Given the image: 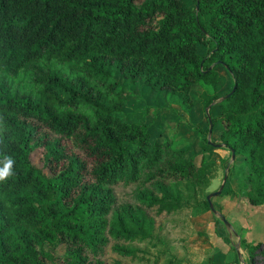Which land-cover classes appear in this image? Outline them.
I'll use <instances>...</instances> for the list:
<instances>
[{
    "label": "trees",
    "instance_id": "1",
    "mask_svg": "<svg viewBox=\"0 0 264 264\" xmlns=\"http://www.w3.org/2000/svg\"><path fill=\"white\" fill-rule=\"evenodd\" d=\"M191 1L0 0V168L12 162L0 180V264H105L109 240L134 259L131 243L158 240L155 220L115 208L110 186L143 178L145 209L208 211L218 166L206 147L229 151L238 189L264 203V0ZM115 75L142 86L155 116L200 107L219 143L189 152L178 126L152 139L151 123L120 116L129 96Z\"/></svg>",
    "mask_w": 264,
    "mask_h": 264
},
{
    "label": "rangeland",
    "instance_id": "2",
    "mask_svg": "<svg viewBox=\"0 0 264 264\" xmlns=\"http://www.w3.org/2000/svg\"><path fill=\"white\" fill-rule=\"evenodd\" d=\"M185 2L189 7H192L191 0H185ZM198 49L200 52H204V49L201 46L198 47ZM219 72L222 77L217 85V88L218 92L221 94L229 88L230 79L222 69H219ZM111 81H115L119 86H123L129 96V101L125 103V110L120 116L130 121L134 120L138 122H149V124L151 123V128L155 132V134L152 135V139L156 138V136L158 135L162 136V134L159 133L160 130L178 126V128L176 129L181 134V139L178 136L179 140H177V143H180L183 138H186L188 140L189 152H192L201 148V146L203 145L202 138H210L208 137V135H204L205 133L203 130L205 128V123L200 124V121H198L200 118L202 119L201 112L198 111L195 119L193 117L191 118L190 115H184V123L190 122L191 124L189 126L185 125L182 122L183 119H181L180 115H177L174 110L169 113H165L166 116L160 115L162 111H160L159 114L155 116L153 113H150L151 107L147 103L148 96L146 95L140 84L131 85L119 75L113 76L111 78ZM200 90L201 87H194L192 94L195 99ZM262 90H264V85L262 86ZM165 100V97H162L160 104H165ZM146 112L150 114L146 116ZM191 113H194L193 109L191 110ZM161 118L164 120L160 121ZM193 126H197V128H200V130L193 128ZM224 156H226L225 160L217 164V179L215 180L213 185L206 190L210 197L211 203L213 200H217L218 196L215 197V194H217L220 190L218 186L219 184L217 183L220 181L217 180L221 179L220 177L222 173L228 172L229 170L227 167V153H225ZM39 157L40 151L32 154V160L38 166H40ZM146 186L147 184L144 183L143 178H141L137 183L118 182L114 185H111L110 187L112 188V191L116 198L115 208L124 205L142 207L148 215L154 218L155 231L157 233L158 240L152 241V243H131L130 245L137 248L138 250L134 259L118 254L117 250L115 249V246H121V244L128 245L126 242H123L122 240H109V242L105 246H103V260L105 264H113L117 260H120L125 264H186L188 260V251L186 248L188 244L186 245V243L188 242L190 237L200 236L199 231L202 230V227H199V225L203 224L202 221L205 220V218L199 216L202 212L194 207L184 208L179 213L171 214L164 212L158 214L155 208L145 209L139 204L136 196L138 189ZM211 190L217 191L210 193ZM217 217L219 218V216ZM262 227H264V225ZM255 243L258 246L254 250L253 256L249 260V264H264V241H256ZM178 261L180 263H177Z\"/></svg>",
    "mask_w": 264,
    "mask_h": 264
},
{
    "label": "crops",
    "instance_id": "3",
    "mask_svg": "<svg viewBox=\"0 0 264 264\" xmlns=\"http://www.w3.org/2000/svg\"><path fill=\"white\" fill-rule=\"evenodd\" d=\"M219 69L222 68H217L220 77H222ZM193 110L196 115L191 111L188 115L195 119L198 111L201 112L202 119L200 118L198 121L200 124L205 123L207 125L208 114L203 113L198 106ZM219 111L218 105L213 106L210 110V117H216ZM165 113L169 112L163 110L160 115L166 116ZM163 120L160 119V121ZM219 134L220 128L216 126L213 131L209 128V131L204 135L210 137L206 138L209 143L218 144ZM206 149V155L217 164L225 160L226 156L224 155L227 153V167L230 166L231 169L222 173L221 179L217 180L220 181L217 183L220 189L218 192L221 194L217 200L212 201V208L208 211H200L202 213L199 216L205 220L202 221L203 224L199 225L202 227V230L199 231L200 236H192L186 243V245L188 244L186 246L188 251L186 264H249V260L253 256L249 252V247L256 244V241H264V227H262L264 225V203L254 205L256 207L251 206L252 204L248 202L247 197L238 189L239 168H233L231 165L232 156L229 151L218 147H206ZM217 176L218 171L211 179L209 187L213 185ZM214 191L211 190L210 193ZM219 212L224 217L219 216L218 218ZM178 263L180 262L178 261Z\"/></svg>",
    "mask_w": 264,
    "mask_h": 264
},
{
    "label": "clouds",
    "instance_id": "4",
    "mask_svg": "<svg viewBox=\"0 0 264 264\" xmlns=\"http://www.w3.org/2000/svg\"><path fill=\"white\" fill-rule=\"evenodd\" d=\"M11 160L5 161L4 165L2 168H0V180L4 179L6 176L10 175V165H11Z\"/></svg>",
    "mask_w": 264,
    "mask_h": 264
},
{
    "label": "water",
    "instance_id": "5",
    "mask_svg": "<svg viewBox=\"0 0 264 264\" xmlns=\"http://www.w3.org/2000/svg\"><path fill=\"white\" fill-rule=\"evenodd\" d=\"M232 155H233V152H232ZM208 198H210L209 196H208ZM210 206H211V202H210ZM211 208H212V206H211ZM258 258V257H257Z\"/></svg>",
    "mask_w": 264,
    "mask_h": 264
}]
</instances>
